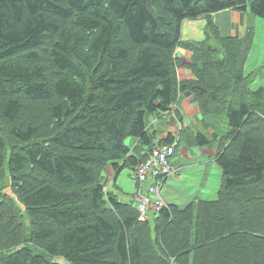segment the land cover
Instances as JSON below:
<instances>
[{"label": "trees", "instance_id": "16d2710c", "mask_svg": "<svg viewBox=\"0 0 264 264\" xmlns=\"http://www.w3.org/2000/svg\"><path fill=\"white\" fill-rule=\"evenodd\" d=\"M225 10L264 19V0H0V264H264V86L245 72L254 29L221 35ZM202 17L206 39L183 41ZM185 93L214 133L161 143L216 148L221 190L141 222L103 173L146 161L149 117Z\"/></svg>", "mask_w": 264, "mask_h": 264}, {"label": "crops", "instance_id": "0c3cea01", "mask_svg": "<svg viewBox=\"0 0 264 264\" xmlns=\"http://www.w3.org/2000/svg\"><path fill=\"white\" fill-rule=\"evenodd\" d=\"M212 19L219 28L221 35L223 36H234V37L242 38L245 35L248 28L252 27L254 29V34H255L254 38L256 40L258 35V25L264 27V25L260 23V21H257L256 17L249 12L225 10L213 14ZM198 20H200L199 24L194 23V25H190L187 29L188 41L189 40L202 41L204 39V34L198 26L200 24H205L206 22H208V19L202 17L199 18ZM185 22L186 21H184L183 23L184 30L182 28V37H183V33L185 32V24H186ZM177 57L183 63H191L192 52H190L187 49L179 48L177 50ZM177 75L179 81L181 82L195 80V76L193 72L186 67H178ZM154 120H155V125H153L154 127L152 129L155 132L156 137L160 139L162 142L167 141L171 136L175 138L176 143L179 140L181 141L182 139L180 138L181 134L187 129H192L194 132L200 131L203 133H208L209 135H212V133H214L213 130L207 132L204 129V126L202 124V115L200 108L198 104L194 102L193 96L188 93L182 94L181 97L179 98L178 103L175 106H173L172 110L169 111L168 113L163 114L159 117L150 116L148 119V124L151 125V123H153ZM128 143L135 146L136 144H138V141L135 139H130ZM178 150L182 152L181 158H185V160H193L194 156L199 157L200 155H204L206 153V155L213 158V160L215 161L216 150H214V148L212 149V148L190 147L184 143L180 145L178 143V146L175 147V154L170 160L174 177L172 176L171 178H169L172 180H177V182L182 181L180 176L181 161L176 162L175 159L176 155L179 153ZM103 174L105 177L106 184L108 186L110 185V187L114 189H121L118 186V179H115V172L112 166H109L104 171ZM166 182L164 186L166 185ZM136 184L138 186V191H139L140 188H139V184L137 183V180H136ZM108 192L117 195V193L112 191V189L108 190ZM134 200H136V195L134 197ZM168 203L178 204L175 202H168ZM181 206H185V205H181Z\"/></svg>", "mask_w": 264, "mask_h": 264}, {"label": "rangeland", "instance_id": "374dc122", "mask_svg": "<svg viewBox=\"0 0 264 264\" xmlns=\"http://www.w3.org/2000/svg\"><path fill=\"white\" fill-rule=\"evenodd\" d=\"M256 19L264 25V19L259 17H256ZM185 23L183 41L198 42L195 40L188 41L187 29L190 25H194V23L199 24L200 20H186ZM207 24L208 23L206 22L205 24H200L198 26L204 34L203 40L207 37ZM211 44L214 45L215 41H211ZM245 69L246 74L250 75L252 89L257 90L258 88L264 86V27L261 25H258V35L256 40L254 38V43ZM220 119H223L220 126L227 129V118L223 117ZM215 149L216 148H214V150ZM178 151L179 153L176 155L175 159L176 162L181 161L180 176L182 181L177 182V180L168 179L161 192L162 198L168 202H175L185 206L187 203H191L199 199L216 200L222 186V170L220 166L213 160V158L206 155V153L204 155H200L199 157L194 156L193 160H185V158H181L182 152L180 150ZM8 180L9 177L6 176V192L12 195V188L10 187ZM118 186L121 189H114L110 187V185L108 189H112V191L116 192L121 201L125 203L131 202L137 206L138 202L134 200L135 195L138 193L135 171L126 168L118 177ZM55 261L65 264L63 259H57Z\"/></svg>", "mask_w": 264, "mask_h": 264}, {"label": "built area", "instance_id": "2783aa9c", "mask_svg": "<svg viewBox=\"0 0 264 264\" xmlns=\"http://www.w3.org/2000/svg\"><path fill=\"white\" fill-rule=\"evenodd\" d=\"M151 124L155 125V120ZM175 147V144H162L161 140L156 138L148 159L140 162L134 170L140 188L136 201L141 222L153 218L167 203L161 192L166 180L174 174L170 160L175 154ZM108 187L107 185V190Z\"/></svg>", "mask_w": 264, "mask_h": 264}]
</instances>
